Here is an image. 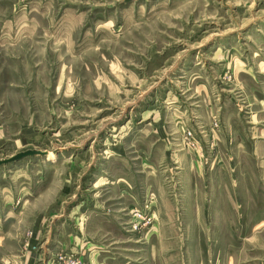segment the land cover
Masks as SVG:
<instances>
[{"label": "rangeland", "instance_id": "obj_1", "mask_svg": "<svg viewBox=\"0 0 264 264\" xmlns=\"http://www.w3.org/2000/svg\"><path fill=\"white\" fill-rule=\"evenodd\" d=\"M27 150L0 264H264V0H0V161Z\"/></svg>", "mask_w": 264, "mask_h": 264}, {"label": "water", "instance_id": "obj_2", "mask_svg": "<svg viewBox=\"0 0 264 264\" xmlns=\"http://www.w3.org/2000/svg\"><path fill=\"white\" fill-rule=\"evenodd\" d=\"M29 156H47V153L37 151V150H27L25 152L19 153L14 157H11L9 159L1 160L0 161V168L4 165H8L17 161H20L21 159H24L25 157Z\"/></svg>", "mask_w": 264, "mask_h": 264}, {"label": "bare ground", "instance_id": "obj_3", "mask_svg": "<svg viewBox=\"0 0 264 264\" xmlns=\"http://www.w3.org/2000/svg\"><path fill=\"white\" fill-rule=\"evenodd\" d=\"M25 174V173H24Z\"/></svg>", "mask_w": 264, "mask_h": 264}]
</instances>
